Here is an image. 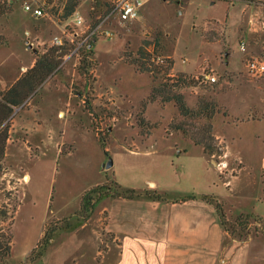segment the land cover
Instances as JSON below:
<instances>
[{"label":"rangeland","instance_id":"374dc122","mask_svg":"<svg viewBox=\"0 0 264 264\" xmlns=\"http://www.w3.org/2000/svg\"><path fill=\"white\" fill-rule=\"evenodd\" d=\"M12 1L18 4L13 12L1 16L11 10ZM24 1L27 0H0V34L7 40V45H0L1 62L11 57L17 64L24 62L27 57L23 52L25 46H29L32 53L36 51L32 54L34 60L51 47L49 40L53 28L25 12L22 9ZM140 1L143 5L144 0ZM248 1L251 0H188L189 3L175 4L173 0H167V3L164 0L168 5L165 6L161 0H153L141 10L140 16L138 12L133 24L118 25L122 22L115 17L110 19L106 27L113 37H95L93 58L86 74L79 70L82 57L79 61L74 58L65 62L60 60L55 72H69L67 99L70 101L72 94L79 90L85 102V109L79 110L74 117L78 121V136L74 146L62 145L57 154L48 153L36 165L25 157L22 171L11 159L0 160V237L1 241L6 236L11 237L7 264H41L39 260L46 251L52 252L51 243L56 239L57 244L60 242V248L54 252L56 262L68 263L70 249L67 251L65 247L71 243L65 244V232L78 229L93 215L98 218L95 257L99 260L111 240L106 229L108 213L102 205L106 198L95 204L87 219L78 222L76 215L82 195L97 186L107 185L114 190L117 184L129 189L132 185H147V182H158L162 194L168 195L165 199L194 195L213 197L223 218L225 215L228 218L224 222L232 238L239 242L258 240L251 245L257 256L251 253L249 264H264V235L260 234L264 232V171L254 169L253 160L247 162L232 156L222 138L226 133L231 139L233 130L229 125H238L242 122L238 118L253 113V108L260 107L264 100V94L260 96L254 92L256 85L241 81L242 74L249 80L257 79L249 76L245 69L246 60L256 56L244 57L238 45L242 39L239 40L236 34H231L230 39L224 37L228 10H232V21L238 28L245 22L243 9ZM54 3L64 10L66 2L54 0ZM260 3L264 4V0H258L257 4ZM180 5L185 9L183 15L177 10ZM107 8L108 0H80L74 12L91 23ZM60 9L54 8L50 13L63 27L72 21L74 12L67 17ZM26 30L30 31V36L25 34ZM165 33H169L167 38H164ZM35 36L40 42L35 41ZM141 48L151 53L154 66L166 58L173 63L168 57L170 54L174 57L176 70H194L199 65L196 72L183 74L194 85L182 92L190 107H194L200 97L216 101L220 110L212 123L221 154L206 155V158L199 146L179 132H170L169 123L178 118L173 102L152 97L155 80L149 73L139 72L126 62V54L134 55ZM203 59L207 60L201 61ZM203 73L215 75L217 82H197L195 77ZM170 75L176 74L170 71ZM138 119H143L150 127H140ZM71 127L67 130L73 138ZM172 135L190 145L186 149L175 146L173 151L164 152V144L158 141ZM169 144L173 146V141ZM108 163L111 165L104 169ZM16 171L20 175L28 172L29 186H24L25 182ZM97 180L103 183L85 190ZM243 211L253 215L240 216ZM240 217L244 220L236 221ZM65 222H70L72 228L58 229L43 253H37L45 228H59Z\"/></svg>","mask_w":264,"mask_h":264},{"label":"crops","instance_id":"0c3cea01","mask_svg":"<svg viewBox=\"0 0 264 264\" xmlns=\"http://www.w3.org/2000/svg\"><path fill=\"white\" fill-rule=\"evenodd\" d=\"M152 1H143L139 16L141 10ZM173 1L175 4H180L182 1L188 2V0ZM158 2L157 4H160V1ZM161 2L165 4L167 0L165 2L161 0ZM257 3L258 0L247 2L243 9L245 22L238 28L232 21V19L234 20L232 10H228L226 15L228 26L224 37L230 39L231 34H236L239 40L242 39L246 43L245 51L242 52L244 57L254 55L264 61V31L250 24L251 20L264 21V4ZM16 5L18 4L12 1L11 10L1 16L10 15ZM165 6L168 5L165 4ZM182 6L177 7L180 15H183L185 11ZM230 6L233 7L231 4ZM39 20L53 28L52 36L59 33L57 25L51 20ZM118 25L127 24L118 23ZM36 28L39 32L40 27ZM25 34L31 35L28 30L25 31ZM168 35L169 33H165L164 38H167ZM34 38L35 41L40 42L37 36ZM26 44L28 45V41ZM0 45H7V40L1 34ZM93 47L94 44L92 51ZM23 52L27 57L23 60L24 62L19 64L15 63V59L12 57L7 61H0V93L10 89L26 70L34 65L35 60L32 58L34 52L32 53L29 46H25ZM167 52L170 54V49ZM168 57L173 60L171 71L173 74H192L199 68L198 65L194 70H176L173 55L170 54ZM204 60L207 59L201 61ZM68 76L67 70L54 72L36 90L24 97L20 104L11 107L13 113L2 125V128L5 124L7 125L3 158L11 159L17 166L19 164L21 171L24 169L25 157L31 161L30 163L36 165L48 153L57 154L62 145H75L79 127L78 121L74 117L79 110L85 109V102L79 90L72 94L70 101L67 99L65 92ZM241 81L243 84L256 85L253 89L254 92L260 96L264 94V75L249 80L242 74ZM260 103V107L253 108V113L238 118L242 120L238 125H229L233 130L231 139L226 133H223L222 136L225 138V145L230 154L241 157L247 162L253 160V168L258 172L264 171V100ZM81 114L83 115V112ZM69 126H72L73 138L69 137L67 130ZM81 127L83 128L82 125ZM222 127L225 130L224 126ZM80 133L83 134L82 131ZM160 141L164 144L162 149L164 152L173 151L175 146L186 149L190 145L189 142L181 141L180 137L175 135L158 142ZM172 141L173 146L169 144ZM202 154L206 157L204 153ZM209 162L212 164V161ZM16 173L22 177L25 187L30 185L31 180L28 172H23L21 175L17 171ZM102 183L97 180L87 186L88 188L85 190ZM147 183V185H132L129 189L122 188L139 194V198L106 197L102 200L103 209H106L108 213L106 229L111 240L107 243L99 260H96L95 257L98 246L96 237L98 218L93 215L78 229L65 232V244L71 243L65 247L67 251L71 250L67 256L68 263L56 262L57 255L54 252L59 247L58 239L51 243V245L53 244L50 247L53 248L52 252L46 251L39 262L42 261L41 264H249L251 253L255 254L251 250V245L257 243L258 240L250 239L239 242L232 238L222 227L221 210L219 211L218 204L215 205L213 202V197L210 199L205 195H194L176 199L171 196L165 201L152 200L146 198L145 194L158 195L162 198L168 197V195L162 194L164 192L160 191L158 182ZM259 193L258 190V195ZM190 197L193 199H189ZM26 198L27 193L24 201ZM257 201H261L260 198H257ZM250 215L253 214L244 211L240 213V216ZM223 220L228 221L226 215ZM260 234L264 235V232ZM253 259H255L254 255Z\"/></svg>","mask_w":264,"mask_h":264},{"label":"trees","instance_id":"16d2710c","mask_svg":"<svg viewBox=\"0 0 264 264\" xmlns=\"http://www.w3.org/2000/svg\"><path fill=\"white\" fill-rule=\"evenodd\" d=\"M79 1L80 0H67L63 10L64 16H71L78 7ZM89 15L91 17V11ZM67 53V47L48 48L44 53L36 56L34 65L26 70L10 89L0 93V160L3 158L7 127L5 124L4 128H2V125L11 117L13 113L11 107L20 104L24 97L36 90L45 80L53 75L60 60H63V57ZM150 55L151 53L141 48L134 55L126 54V62L134 66L139 72L145 71L149 73L155 80V85L152 89V97L159 98L162 102H173L177 110L178 118L173 119L169 123L168 129L170 132L181 133L186 140L190 141L195 146H199L207 156H213L215 153L221 154V147L217 145L216 139L214 138V127L212 123L215 115L220 110L216 101L209 97H200L194 107L188 106L182 90L192 87L194 84L183 74L170 75V71H172L173 68V63L170 59H163L160 61V65L154 66V63L150 60ZM81 57L82 61H80V65H82L79 67V70L86 74L87 68L89 65L91 66V60L93 58L92 48L81 52ZM138 124L142 128L150 127L143 119H138ZM115 185L116 188L114 190L107 185H103L86 191L80 199V210L76 215L77 221L81 222L87 219L95 204L103 198L134 199L140 197L139 194L133 191L123 190L118 187L117 184ZM145 197L152 200H166L158 195L145 194ZM189 199H193V197ZM210 202L212 201L210 200ZM220 219L222 227L228 232L229 230L226 229V223L221 214ZM243 220L244 219L240 217L236 221L241 222ZM246 224H248L247 221ZM71 228L72 225L70 222H65L64 225L59 228H45L43 237L39 241V245H37V248H39L37 253H43L44 248L52 240L54 233L58 231V229L70 230ZM10 244V236H6L4 241H1L0 237V264H7L11 251Z\"/></svg>","mask_w":264,"mask_h":264},{"label":"built area","instance_id":"2783aa9c","mask_svg":"<svg viewBox=\"0 0 264 264\" xmlns=\"http://www.w3.org/2000/svg\"><path fill=\"white\" fill-rule=\"evenodd\" d=\"M64 4L67 0H61ZM109 9L99 14L91 23L86 22L82 16L77 13L73 14L72 21L61 26L54 16L50 13L54 8L63 7L55 5L54 0H27L22 3V9L31 13L33 17L38 19H47L54 22L59 33L53 35L50 39L51 47H67L68 53L63 57V61L69 59H81V52L87 51L92 47L96 36L111 39L113 33L107 29V25L112 18H117L122 23H133L138 18L139 8L142 5L140 0H108ZM258 29L264 31V21H250ZM246 43L244 40L239 42V49L241 52L245 51ZM161 61V60H159ZM245 69L252 78H259L264 75V61L257 57L247 59L245 62ZM199 83L214 84L217 78L213 74L203 73L200 77H195Z\"/></svg>","mask_w":264,"mask_h":264},{"label":"water","instance_id":"95a60500","mask_svg":"<svg viewBox=\"0 0 264 264\" xmlns=\"http://www.w3.org/2000/svg\"><path fill=\"white\" fill-rule=\"evenodd\" d=\"M34 53H36V51H35V50H34ZM110 165H111V164H110V163H108V164L106 165V167L108 168Z\"/></svg>","mask_w":264,"mask_h":264}]
</instances>
